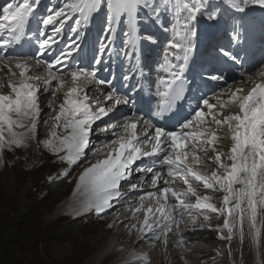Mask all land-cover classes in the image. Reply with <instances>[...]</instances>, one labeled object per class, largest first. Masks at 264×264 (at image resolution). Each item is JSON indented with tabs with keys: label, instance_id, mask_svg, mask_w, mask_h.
<instances>
[{
	"label": "snow or ice",
	"instance_id": "snow-or-ice-1",
	"mask_svg": "<svg viewBox=\"0 0 264 264\" xmlns=\"http://www.w3.org/2000/svg\"><path fill=\"white\" fill-rule=\"evenodd\" d=\"M104 3L60 0L43 12L38 11L41 0H10L0 6V69L7 70L0 88L9 89L0 93V151L35 138L42 111L39 94L41 88L51 89L48 107L55 115L44 147L69 168L86 156L90 163L73 193L75 214L100 215L115 208L117 220L129 214L125 227L138 241L153 246L160 241L166 248L171 234L180 249L185 233L196 230L202 219L199 229L227 240L229 256L231 242L238 238L242 244L247 226L259 252L264 230V63L255 73L242 70L245 55L238 45L244 36L233 17L229 46L217 45L215 51L231 67L241 68L238 74L206 71L201 79L212 94L190 101L181 77L196 49L198 18L217 21L225 10L264 9V0H106L93 56L85 64L79 55L81 40ZM118 29L123 36L119 47ZM152 29L167 35L154 62L155 81L142 60V42H158L149 34ZM25 44L33 45L31 51H24ZM41 67L44 75L37 72ZM142 80L155 84L154 111ZM60 89L66 91L53 106ZM209 167L210 173L202 170ZM145 186L152 190L143 191ZM216 193L221 194L219 206ZM212 214L223 217L222 226L212 228ZM129 255L126 264H148L147 254Z\"/></svg>",
	"mask_w": 264,
	"mask_h": 264
},
{
	"label": "rangeland",
	"instance_id": "rangeland-1",
	"mask_svg": "<svg viewBox=\"0 0 264 264\" xmlns=\"http://www.w3.org/2000/svg\"><path fill=\"white\" fill-rule=\"evenodd\" d=\"M6 2L10 0H0V6ZM59 3L60 0H41L45 7L59 6ZM105 4L106 0L104 7ZM43 106H48V103L42 105L38 123L41 128L35 133V138L28 139L26 144L19 148L6 149V168L2 169L0 166V219H12L15 215L20 219L18 217L20 213H28L25 220L17 222L16 226H19V229L5 237V240L16 241L10 251L20 257L26 256L34 264H98L108 255L97 262V254L112 243L115 252L110 254V259L107 258L100 264H126L127 260L116 261L111 257L117 252L118 257L121 255L125 245L134 241L135 232L129 233L125 227L128 221L117 220L114 215L115 208L100 215L92 212L84 219L76 218L78 214L73 212L75 206L73 193L79 176L90 163L85 162L88 159L86 156L77 165L69 168L66 163L59 161L57 155L44 147L42 142L45 140L44 136L48 134L45 131V121L52 117L53 111L49 107L44 109ZM92 139L95 140L96 136ZM87 152L90 153L91 149ZM18 154L22 155L20 161L16 159ZM91 163H95V159H92ZM62 204L66 206L65 213L58 215L57 209ZM70 220H74V223L68 224ZM116 226L117 232L121 233L120 236L114 234ZM25 236L28 239L27 243L24 240ZM261 237L262 244L264 230ZM117 238L118 242L113 243ZM235 239L240 247L253 248L257 255L261 256V253L252 246L247 233L242 244L238 238ZM202 259L203 255H197L193 262L201 264ZM113 260L115 261L112 262Z\"/></svg>",
	"mask_w": 264,
	"mask_h": 264
},
{
	"label": "bare ground",
	"instance_id": "bare-ground-1",
	"mask_svg": "<svg viewBox=\"0 0 264 264\" xmlns=\"http://www.w3.org/2000/svg\"><path fill=\"white\" fill-rule=\"evenodd\" d=\"M211 1H213V0H211ZM42 7H44V5L41 4V8ZM245 12L254 13L256 15L257 14V7H250L248 9H246ZM231 13H233V11L225 10V13L223 14V16H221L222 19L227 21V15L231 14ZM98 18H100V19L104 18V14L99 13ZM96 20L97 19H94L93 21H96ZM211 23H212V21H207L205 19L198 18L197 28L199 29V27H203L204 29H206V28L210 27ZM231 26H232V24L229 23L228 24V31H227V35H226L227 40L230 39L229 33L231 31V28H230ZM33 27H34V25H33ZM97 27L101 28L99 25H97ZM117 33H118V30H117ZM120 37H123L122 34H120ZM198 37L199 38L197 40V44L206 43V46H208V45H211V43L213 42V38L211 36V30L210 29L203 30V33H198ZM157 41H158L157 42L158 48L160 50V48H161V46L159 45L160 41L159 40H157ZM258 41L262 42V40H258ZM257 45H259V44L257 43ZM32 47H33V45H31V44H25L24 51H31ZM238 48L242 49L243 47L241 45ZM205 54H207V53L205 52ZM212 55H213V57L217 56L216 51ZM160 56H158V54L155 52L153 58H157ZM144 58H145V56H142V60ZM219 60H221V59H219ZM222 61L226 65L227 69H230L231 71H232V69H235V68L231 67V64L229 62H227L225 60H222ZM152 62H153V60H152ZM198 65L200 67L202 66V64H198ZM206 65H209V64L206 63ZM153 66L154 65L152 64L151 67H153ZM199 66H196L195 70ZM222 66H224V65H222ZM146 70L149 71V68ZM6 71H7L6 69H0V76H3V74ZM117 76H118V74H117ZM199 82H200L199 80H196L195 85H197ZM53 85L55 86V82H53ZM93 87H95L94 83L89 86V90L93 89ZM8 91H9V89L7 87L0 88V93L7 94ZM64 91H66V89H60V91L58 93L57 100L53 101V106H55L56 104H58L60 102V100H62ZM104 91L107 92L108 89L105 87ZM39 95H40V104H41V109H42V105L44 103H46V102L49 103V98L52 95L51 89H49L48 91H45L43 88H41V94H39ZM189 100H191V98ZM43 107H44V109H46L48 106H43ZM54 115H55V112L52 113V117ZM52 117L47 121V123H45V131L46 132H49L50 129L52 128V125L54 123ZM40 128L41 127L37 125V129L40 130ZM96 139H99V137H96ZM228 147H229V142L225 141L224 142V150L227 151ZM6 149L7 148H5L3 151H0V166H2V169L6 168V165H7V161H6L7 157L5 156V150ZM21 157H22V155L18 154L16 159L18 161H20ZM9 163H11V161H9ZM202 170L210 173L212 168L209 167V168H205ZM144 188L147 190L149 187L146 186ZM133 195H135V194H133ZM220 199H221V197L219 196L218 193H216L214 196V201L217 203L218 206L220 203ZM68 204H69V202H68ZM65 210H66V206L64 204H62L57 209V214L58 215L64 214ZM78 215H80V214H78ZM125 215H129V214L125 213V214L121 215V218H120L121 221H128V220L124 219ZM215 218H216L215 214H212V218L210 220L212 228H216L218 226V225H215L213 222ZM200 222H202V219H201V221H198V223L196 225V230L188 231L185 233L186 239H185L184 249H180V248L176 247V243H177L178 238L176 236L171 235V234L169 235L166 248H165L164 244L160 241L155 242L154 246L151 243H149L151 247L148 249V251L145 254H147L148 257L150 258L149 259L150 262L152 264H191V261H193V259H195L197 255H203V259L200 263L233 264V262L235 261V264H264V242L261 244L262 246H261V249L259 251V253H261V256L259 257L257 255V253L253 250V248L251 249V248H248L245 246L240 247L239 242L234 238L233 241L231 242L232 255L229 256V243H228V241L218 239L217 238L218 233L216 231L209 230L208 228L200 230L199 229V223ZM220 226H222V225H220ZM261 239H263V238L261 237ZM141 241H143V240H140V241L137 240V237L135 234L134 235V241L125 245V248L123 249L121 255L116 258V261L131 260L132 257L129 255L130 252H134V253L139 255V250H140L141 246L138 245V243ZM117 242H118V238L113 240V243L116 244ZM112 246H113L112 244H109V246L107 248L103 249L102 251L99 252V254H97V256H96L97 262L104 259L107 255L108 256L106 257V259L109 258L110 254L115 252V250L113 252H110ZM169 247H174L177 250L176 253L168 250ZM145 251H146V249H144L141 254H143Z\"/></svg>",
	"mask_w": 264,
	"mask_h": 264
},
{
	"label": "trees",
	"instance_id": "trees-1",
	"mask_svg": "<svg viewBox=\"0 0 264 264\" xmlns=\"http://www.w3.org/2000/svg\"><path fill=\"white\" fill-rule=\"evenodd\" d=\"M17 219L16 215L12 219H0V264H34L29 258L26 256L20 257L17 253H12L10 249L13 245H15L16 241L5 240V237L8 236L12 231L18 230L19 226L17 222L25 220L28 217V213H20ZM71 224V223H70ZM25 242H28L26 236L24 237ZM65 264V263H58Z\"/></svg>",
	"mask_w": 264,
	"mask_h": 264
}]
</instances>
